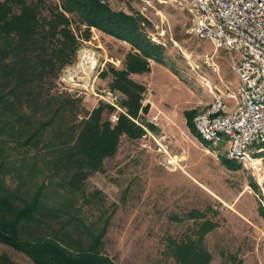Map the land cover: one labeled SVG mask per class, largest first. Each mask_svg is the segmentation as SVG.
<instances>
[{
  "label": "trees",
  "instance_id": "16d2710c",
  "mask_svg": "<svg viewBox=\"0 0 264 264\" xmlns=\"http://www.w3.org/2000/svg\"><path fill=\"white\" fill-rule=\"evenodd\" d=\"M142 19L108 0H0V243L34 264H118L104 251L111 217L105 196L87 179L115 156L121 136L136 140L144 128L155 130L140 112L146 87L131 75L149 72V60L165 61ZM73 21L84 26L80 36ZM91 27L131 45L122 67L109 69L110 86L126 97L125 113L114 124L111 106L99 102L80 116V99L55 90ZM194 113L183 111L186 125L211 149L197 134ZM221 161L232 170L240 166L224 156ZM258 214L264 221V206ZM187 216L201 219L193 235L167 237L164 252L177 264H210L203 239L217 223L196 209ZM0 264L14 262L2 253Z\"/></svg>",
  "mask_w": 264,
  "mask_h": 264
},
{
  "label": "rangeland",
  "instance_id": "374dc122",
  "mask_svg": "<svg viewBox=\"0 0 264 264\" xmlns=\"http://www.w3.org/2000/svg\"><path fill=\"white\" fill-rule=\"evenodd\" d=\"M108 3L113 9L144 17L141 27L146 35L164 28L166 43L161 46L165 64L149 60V72L131 75L146 87L142 104L149 108L141 114L155 130L136 140L121 136L115 156L104 161L101 172L87 179L88 187L102 191L104 209L111 215L104 237L105 253L118 264H177L164 252L167 237L178 240L193 235L201 219L188 218L187 214L196 209L217 223L203 239L210 264H264V221L258 214V205L264 206V151L260 154L263 172L257 181L239 163L236 169L227 168L221 161L226 157V143L211 144L209 149L190 132L183 115V110L194 109V118L211 101L201 76H208L220 90L225 85L235 86L231 56L218 50V72L198 70L195 64L200 55L211 52L212 45L189 33L188 15L176 5L151 2L143 9L136 0ZM71 26L80 36L84 26L77 21ZM90 32L94 38H80L74 61L65 67L76 72L88 89L110 86L109 69L114 66L110 59L118 60L114 67L120 68L131 45L96 28ZM82 52L93 56L94 70L82 73L78 64ZM99 102L92 94L80 99V116ZM2 253L14 264H34L0 243Z\"/></svg>",
  "mask_w": 264,
  "mask_h": 264
},
{
  "label": "built area",
  "instance_id": "2783aa9c",
  "mask_svg": "<svg viewBox=\"0 0 264 264\" xmlns=\"http://www.w3.org/2000/svg\"><path fill=\"white\" fill-rule=\"evenodd\" d=\"M136 1L142 4L143 9L151 6V2L171 3L188 15L189 33L209 40L212 45L211 52L200 55L199 63L195 64L198 70L205 68L218 72L215 61L218 50H224L231 56L235 86L230 88L225 85L224 90H220L213 86L208 76H201L202 84L211 93V101L194 116L193 124L202 141L211 144L224 141L227 146L226 158L250 170L259 181L263 172L260 154L264 151V0ZM100 2L104 3L105 0ZM165 35L166 30L162 28L148 33L147 37L150 42L165 46ZM78 59L82 73H86V69L96 68L89 52H82ZM109 62L114 66L119 63L112 59ZM79 77L65 67L56 80L55 90L81 100H86L92 94L97 101L113 108L108 120L116 123L119 114L125 113L122 106L125 95L111 86L88 89L79 81Z\"/></svg>",
  "mask_w": 264,
  "mask_h": 264
},
{
  "label": "water",
  "instance_id": "95a60500",
  "mask_svg": "<svg viewBox=\"0 0 264 264\" xmlns=\"http://www.w3.org/2000/svg\"><path fill=\"white\" fill-rule=\"evenodd\" d=\"M148 108H149V105L148 104L144 105L143 108H142V112L143 113H147Z\"/></svg>",
  "mask_w": 264,
  "mask_h": 264
},
{
  "label": "crops",
  "instance_id": "0c3cea01",
  "mask_svg": "<svg viewBox=\"0 0 264 264\" xmlns=\"http://www.w3.org/2000/svg\"><path fill=\"white\" fill-rule=\"evenodd\" d=\"M125 42V41H124ZM149 64H150V61H149ZM122 67V66H121ZM120 67V68H121ZM116 68H118V67H116ZM150 69H152V67L150 66ZM150 71V70H149ZM133 75V74H132ZM143 106H144V104H142V108H143ZM205 108V107H204ZM204 108H202V109H204ZM184 111V110H183ZM200 141V140H199ZM201 142V141H200ZM202 143V142H201Z\"/></svg>",
  "mask_w": 264,
  "mask_h": 264
}]
</instances>
